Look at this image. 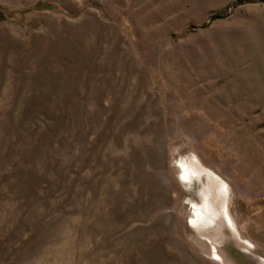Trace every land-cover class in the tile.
<instances>
[{"label": "rangeland", "instance_id": "1", "mask_svg": "<svg viewBox=\"0 0 264 264\" xmlns=\"http://www.w3.org/2000/svg\"><path fill=\"white\" fill-rule=\"evenodd\" d=\"M0 14V264H263L264 0ZM204 189L237 233L190 222Z\"/></svg>", "mask_w": 264, "mask_h": 264}, {"label": "water", "instance_id": "2", "mask_svg": "<svg viewBox=\"0 0 264 264\" xmlns=\"http://www.w3.org/2000/svg\"><path fill=\"white\" fill-rule=\"evenodd\" d=\"M191 168L193 169V173H194L196 178L197 177L199 178L200 175H203L206 178H210L211 180L216 181V183L218 184V187H219V192H218L219 196L222 197L223 195L224 196L226 195V188L224 187V185L220 184V182H219L218 178L216 177V175L211 173V171H209V170H207L205 168H202L200 165L193 166ZM204 191H205V195L203 196V201L202 202L204 203V208H206V212L209 213L208 214L209 215V219L206 220V223L213 224V223H215V221L217 219H221L230 229H232L235 233H237V229L235 227V224H234L233 220H232V222H233V225H232V224H230V222L228 221L227 217L225 216V206L227 205L226 197H224L226 199V201H225L224 198H223L224 199L223 200L220 197L218 206H214L210 191L206 190V189H204ZM207 200H208V203H206ZM202 224H205V223H202ZM240 241H242L243 243L247 242V241H245L243 239H241ZM215 250L217 251L215 245L211 244V246H210V255L213 256V257H214ZM220 257H221V255H220ZM214 258L218 259V257H214ZM257 258H258V260L262 261V263L264 264V257H262L260 255H257ZM218 261H221V259H218Z\"/></svg>", "mask_w": 264, "mask_h": 264}, {"label": "bare ground", "instance_id": "3", "mask_svg": "<svg viewBox=\"0 0 264 264\" xmlns=\"http://www.w3.org/2000/svg\"><path fill=\"white\" fill-rule=\"evenodd\" d=\"M188 166L186 167L184 161L182 160L178 161V177L186 185L191 184L193 180L192 174L190 172V168ZM190 201L192 203V213L190 215V222L194 225L200 224L203 221H205V219L207 218V215H206L207 212H206V209L204 208V203L197 202L194 200H190ZM226 217L230 218L228 212H226ZM230 223L233 224L231 220H230ZM215 257H218V259H220V256L218 254H215Z\"/></svg>", "mask_w": 264, "mask_h": 264}, {"label": "trees", "instance_id": "4", "mask_svg": "<svg viewBox=\"0 0 264 264\" xmlns=\"http://www.w3.org/2000/svg\"><path fill=\"white\" fill-rule=\"evenodd\" d=\"M2 18V14H0V19Z\"/></svg>", "mask_w": 264, "mask_h": 264}]
</instances>
